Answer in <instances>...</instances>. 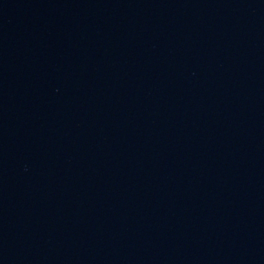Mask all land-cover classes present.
Wrapping results in <instances>:
<instances>
[{"label":"water","instance_id":"95a60500","mask_svg":"<svg viewBox=\"0 0 264 264\" xmlns=\"http://www.w3.org/2000/svg\"><path fill=\"white\" fill-rule=\"evenodd\" d=\"M0 264H264V0H0Z\"/></svg>","mask_w":264,"mask_h":264}]
</instances>
